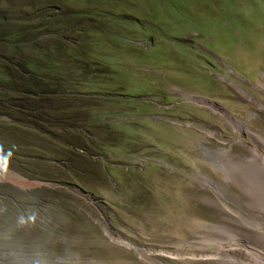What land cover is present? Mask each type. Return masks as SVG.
<instances>
[{"label": "rangeland", "instance_id": "374dc122", "mask_svg": "<svg viewBox=\"0 0 264 264\" xmlns=\"http://www.w3.org/2000/svg\"><path fill=\"white\" fill-rule=\"evenodd\" d=\"M263 82L264 0H0V145L38 114L62 142L33 178L0 161V264H221L236 226L198 196L237 210L223 157H264Z\"/></svg>", "mask_w": 264, "mask_h": 264}, {"label": "bare ground", "instance_id": "6f19581e", "mask_svg": "<svg viewBox=\"0 0 264 264\" xmlns=\"http://www.w3.org/2000/svg\"><path fill=\"white\" fill-rule=\"evenodd\" d=\"M240 128L241 126L238 125L237 129ZM261 143L263 145L264 140L261 139ZM223 159L233 164V167L231 166L232 168L229 170L231 174V181L229 182L238 188H240V185L243 188L241 195L237 194V197L233 195L234 199L230 202L237 207V210H230L228 206L221 204L210 196V193L207 194L204 191L200 192L198 198L202 199L206 208L226 214L225 220L236 226V234H232L226 228L217 229L214 232L216 236L214 239H208L206 246L210 250L218 251L211 256L220 258L221 264H264V157L254 153L253 157L248 160L239 158L240 162L238 163L239 166H237V172L234 171V165L238 160L237 157L231 154L230 157L225 155ZM228 175L226 174V176ZM246 181L248 182L247 187H245L246 185L244 186ZM244 230L252 232V239L249 240L242 236ZM234 250L238 251L239 254H244L246 257L242 255L238 258L233 257L232 252Z\"/></svg>", "mask_w": 264, "mask_h": 264}, {"label": "trees", "instance_id": "16d2710c", "mask_svg": "<svg viewBox=\"0 0 264 264\" xmlns=\"http://www.w3.org/2000/svg\"><path fill=\"white\" fill-rule=\"evenodd\" d=\"M8 79V77L3 75V79ZM11 96H6L5 94H2V100L10 102ZM19 98L16 99L13 102H18ZM41 116L40 114H38ZM35 116V114H34ZM30 117V116H29ZM41 120L43 123V126L40 123H37L36 120L32 119L30 122H32L30 125L34 127V129L27 128L26 132L20 131V130H15L11 131L10 134L8 135V139L1 144L0 146V161L7 166L9 169L14 170V171H19V173L25 174L27 177H35L37 175V169L39 170L41 167L36 168L33 164L35 161H39L38 164L41 163V161H44L45 167L50 168L54 166L55 164H51L50 158H45L42 159L40 158L39 155L42 157V149H38V145L42 143V140H44L45 136L49 137L48 142L50 143V147H53L54 149L61 147V143L59 139L50 132V130L47 128V123L44 117L41 116ZM13 142L14 145H9L10 142ZM67 144L68 143H63ZM23 151V154H15V150L17 147ZM23 156L24 160H19L17 157ZM53 156L51 155V158ZM33 163V164H32ZM36 168V169H35ZM56 168V167H55ZM2 188H8L6 185H1ZM11 190V189H10ZM17 201H14L12 197L9 198L7 204H8V209L6 210L8 214L13 215L14 213L19 216H25V212H22V210L17 209L14 207V203ZM41 202V201H40ZM6 231H10V225L6 227L0 226V232L3 233L2 237H5V239L11 238L9 237V234H6Z\"/></svg>", "mask_w": 264, "mask_h": 264}, {"label": "clouds", "instance_id": "9594fccd", "mask_svg": "<svg viewBox=\"0 0 264 264\" xmlns=\"http://www.w3.org/2000/svg\"><path fill=\"white\" fill-rule=\"evenodd\" d=\"M88 34H90V33H88ZM91 37H86L85 38V40H89ZM57 46L59 47L60 45H58L57 44ZM58 47H53V48H50V51H58V50H60ZM17 49L18 48H15V52H16V58L18 59V60H20V56H18L17 55ZM40 52H43V49H41L40 50ZM26 53V60H28V54H27V52H25ZM44 54H45V51L43 52ZM77 55L78 54H76V53H74V58H73V61H75V63H74V65H75V72H77V73H79L81 70H82V68L83 67H81V64L83 63H79L78 61V59H77ZM33 59V58H32ZM33 60H35V59H33ZM81 60V59H80ZM89 62H91V60H88ZM87 65H90V64H88V63H86ZM72 65V64H71ZM51 67H54L56 70H58V72H61V73H64V72H66L64 69H62V67H56V66H51ZM44 69V68H43ZM43 69L42 70H40V73H42V71H43ZM86 76H87V78L89 79V78H91V73H87L86 74ZM40 118H41V116H39ZM37 123H40L42 126H43V123H42V120L40 119V121L38 120V121H36ZM30 129H34V127L33 126H31L30 125ZM8 168V167H7ZM14 171V170H13ZM16 172V171H15ZM108 223V224H107ZM107 226H106V228H108V229H110L112 232H114L115 234H116V237L114 238L117 242H118V245H120V246H122V247H127V246H129L130 245V242L128 241V240H125L124 238H126L127 236H125L122 232H118V230H116V229H114V227H113V224L112 223H109L108 222V220H107ZM123 236H125V237H123ZM133 246H135V244H134V242H133Z\"/></svg>", "mask_w": 264, "mask_h": 264}, {"label": "flooded vegetation", "instance_id": "af4514ba", "mask_svg": "<svg viewBox=\"0 0 264 264\" xmlns=\"http://www.w3.org/2000/svg\"><path fill=\"white\" fill-rule=\"evenodd\" d=\"M175 260H178V259L175 258Z\"/></svg>", "mask_w": 264, "mask_h": 264}]
</instances>
